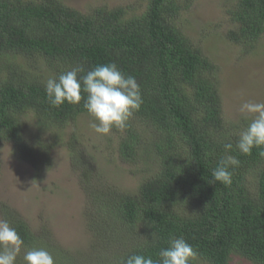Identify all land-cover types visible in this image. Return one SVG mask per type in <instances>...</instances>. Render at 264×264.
Masks as SVG:
<instances>
[{
	"label": "trees",
	"instance_id": "obj_1",
	"mask_svg": "<svg viewBox=\"0 0 264 264\" xmlns=\"http://www.w3.org/2000/svg\"><path fill=\"white\" fill-rule=\"evenodd\" d=\"M191 2L147 0L143 12L128 15L122 6L80 12L62 0H0V147L9 143L15 158L36 173L49 168L50 152L68 124L89 115L83 91L78 105L52 106L44 88L49 78L77 65L86 72L115 63L140 86V110L124 130L111 131L118 158L140 177L135 190L93 189L88 160L81 151L77 155L78 137L71 133L67 140L98 210V236L124 239L111 258L90 264H121L132 254L156 260L172 237H183L197 251L192 264H236V258L264 264V157L259 148L250 155L235 149L251 121L223 118L217 67L177 23ZM230 5L226 14L233 28L226 37L249 52L264 37V0ZM28 116L37 132L32 139L26 137ZM229 142L234 147L227 154L239 166L231 170V185L213 184L212 169ZM0 217L16 229L26 251L49 248V242L39 247L25 221L5 204ZM23 255L16 264H24ZM55 258L56 264H78L67 254Z\"/></svg>",
	"mask_w": 264,
	"mask_h": 264
},
{
	"label": "rangeland",
	"instance_id": "obj_2",
	"mask_svg": "<svg viewBox=\"0 0 264 264\" xmlns=\"http://www.w3.org/2000/svg\"><path fill=\"white\" fill-rule=\"evenodd\" d=\"M62 2L80 12L96 6L128 7V15L140 14L147 4V0ZM231 2L233 0H192L188 10L180 13L177 23L216 65L223 118L228 123L239 124L254 118L240 112L242 103L264 102V37L249 52L227 39V32L233 28L226 14ZM40 72L46 75L47 70L42 67ZM25 120L26 137L32 139L37 133L34 120L30 116ZM92 122L93 118L85 115L68 124L61 144L50 152L49 168L39 173L18 161L9 143L0 147V205L5 204L19 214L39 247L50 243L46 249L55 262L58 254L76 257L78 264H90L101 257L111 258L114 251H120L124 241L117 237L103 241L97 234V207L93 204L90 188L82 184V168L72 162L71 150L67 147L71 133L78 137L77 155L81 151L80 158L88 160L84 164L94 182L93 189L102 186L129 192L141 182L138 175L131 174L132 166L118 158L114 133L98 135L89 126ZM138 168L146 169L147 166L138 164ZM23 252L26 250L22 246L20 253ZM234 262L247 264L241 258ZM196 264L206 263L198 261Z\"/></svg>",
	"mask_w": 264,
	"mask_h": 264
},
{
	"label": "clouds",
	"instance_id": "obj_3",
	"mask_svg": "<svg viewBox=\"0 0 264 264\" xmlns=\"http://www.w3.org/2000/svg\"><path fill=\"white\" fill-rule=\"evenodd\" d=\"M83 73V75H79ZM49 103L59 107L64 103L78 105L81 92L87 94L83 107L93 118L90 128L98 135H109L113 128L124 130L130 118L143 104L141 89L132 75H125L115 63L98 65L85 72L83 65H77L58 77L49 78L45 85ZM240 112L254 118L242 131L235 143V149L242 155H250L253 148H259L264 157V102L246 101L240 105ZM225 155L212 169L211 183L225 186L232 183V171L239 166V160L228 155L233 150L231 142L224 144ZM24 241L7 220H0V264H16ZM197 251L183 238L172 237L168 247L160 250L158 259L132 254L121 264H192ZM24 264H56L52 254L45 248H32L23 255Z\"/></svg>",
	"mask_w": 264,
	"mask_h": 264
}]
</instances>
